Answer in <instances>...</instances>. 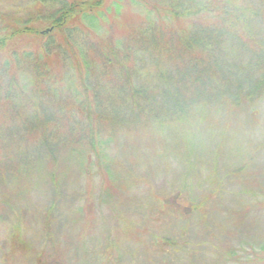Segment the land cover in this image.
I'll use <instances>...</instances> for the list:
<instances>
[{
  "label": "rangeland",
  "instance_id": "374dc122",
  "mask_svg": "<svg viewBox=\"0 0 264 264\" xmlns=\"http://www.w3.org/2000/svg\"><path fill=\"white\" fill-rule=\"evenodd\" d=\"M154 1L163 6L171 0ZM230 1L264 8V0ZM126 4L131 13H140ZM60 5V0H0V35L26 26L44 30ZM225 8L231 13L228 3L223 17ZM125 19L124 27L133 25ZM245 19L254 34L264 35L263 22ZM201 21L213 23L208 14ZM82 22L98 35L112 32L106 18ZM216 31L206 30L218 42ZM24 37L15 36L6 47L13 61L19 60L14 68L20 89L29 78L20 48L33 45ZM85 39L74 29L36 47L58 66L48 86L58 80V71L64 83H73L75 60L66 47L75 51ZM246 57L228 42L227 64H243ZM4 68L7 80L10 63ZM241 86L247 90L250 84ZM70 89L64 87L62 104ZM195 114L189 134L206 147V157L183 164L185 123L174 129L152 121L127 134L104 126L101 158L90 166L81 165L85 152L78 148L69 158L59 151L57 191L43 157L28 160L29 150L38 153L35 139L22 138V149L0 156L8 165L0 166V264H264V90L242 107ZM214 150L215 167L207 161Z\"/></svg>",
  "mask_w": 264,
  "mask_h": 264
},
{
  "label": "trees",
  "instance_id": "16d2710c",
  "mask_svg": "<svg viewBox=\"0 0 264 264\" xmlns=\"http://www.w3.org/2000/svg\"><path fill=\"white\" fill-rule=\"evenodd\" d=\"M60 2L48 28L26 26L0 35V156L6 158L14 149H22V138H34L38 153L31 154L29 150L28 160L43 157L48 181L56 191L59 151L64 149L69 158L70 152L78 148L85 152L81 165L85 162L90 166L93 158H101L104 126L127 134L152 121L159 126L173 124L174 129L185 123V152L180 159L191 165L192 159L207 156L203 143L197 146V138L189 134L190 119H195V113L236 109L264 90V35L254 34L245 19L247 15L249 19L256 17L264 24V8L232 5L230 0H171L163 6L154 0ZM126 2L138 6L140 13H131ZM228 3L231 13L226 14L225 8L223 17ZM207 14L213 21L207 24L214 27L201 21ZM118 16L121 19L116 20ZM127 16L133 22L129 28L123 25ZM100 18L107 19L112 32L110 29L107 35H98L82 22ZM213 28L222 40L210 38L206 30ZM74 29L86 39L75 51L69 44L66 47L69 57L75 60L73 83H64V76L58 71V80L48 86L52 71L55 73L58 66L45 59L47 56L36 47L50 44L46 39L55 33L62 35ZM15 36L31 37L33 41L32 47L20 48L19 57L25 60L29 75L23 89L18 84V69L14 68L19 60L13 61L6 51ZM121 38L122 46L115 45V40ZM228 42L231 50L236 48L247 55L243 64H227ZM7 63L11 69L5 80ZM243 82L250 84L249 89H242ZM66 86L71 87L66 93L69 100L62 104ZM22 97H27L23 104ZM215 150L208 151L211 157L207 159L214 167ZM1 157L0 166L7 167ZM106 191L111 192V188L106 187Z\"/></svg>",
  "mask_w": 264,
  "mask_h": 264
}]
</instances>
